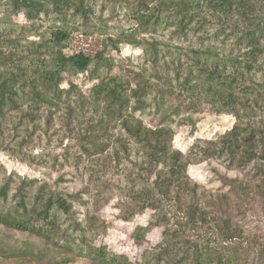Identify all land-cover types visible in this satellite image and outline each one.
Returning a JSON list of instances; mask_svg holds the SVG:
<instances>
[{
    "label": "trees",
    "instance_id": "obj_1",
    "mask_svg": "<svg viewBox=\"0 0 264 264\" xmlns=\"http://www.w3.org/2000/svg\"><path fill=\"white\" fill-rule=\"evenodd\" d=\"M4 4L10 13L22 12L28 23L10 30L17 31L13 36L0 34L5 41L0 45V117L14 112L16 123L22 125L45 113L46 124L56 121L68 130L96 136L102 130L104 140H93L105 154L101 169L119 167L127 182L101 187L123 191L116 216L122 221L148 212L146 223L131 229V241L142 245L157 229L160 237L152 245L157 259L174 253L183 264H253L256 259L264 264V232H253L241 217L254 202H264V0H6ZM49 13L60 24L43 40L35 23ZM67 17L80 22L66 26ZM111 19L114 26L109 25ZM74 31L100 36L103 48L94 54L66 52L65 41ZM30 35L39 37L29 43L36 46L33 53L40 54L39 59L27 54L15 57L27 48L15 52L9 46L16 47L19 36ZM122 42L142 50L148 77L137 76L144 83L130 86L121 74L91 75L95 64L109 61L111 66L106 52ZM45 50L52 55L50 66L43 57ZM63 71L85 73L88 81H96L82 88L68 78L67 86L61 87ZM147 108L150 118L136 114ZM204 109L233 115L232 127L217 138L196 139L187 151L174 147L175 127L195 123V114ZM120 151L129 159L125 164ZM203 161L226 171L220 175L224 189H209L189 176L188 166ZM47 185L31 194L30 182L12 187L10 177L4 178L0 226L48 239L57 235L59 225L52 212L67 217L73 205L70 194ZM88 226L93 234L92 218ZM87 239L85 235L88 243ZM120 256L121 261L100 247L91 254L90 264L135 263ZM44 262L56 264L51 256Z\"/></svg>",
    "mask_w": 264,
    "mask_h": 264
},
{
    "label": "rangeland",
    "instance_id": "obj_2",
    "mask_svg": "<svg viewBox=\"0 0 264 264\" xmlns=\"http://www.w3.org/2000/svg\"><path fill=\"white\" fill-rule=\"evenodd\" d=\"M5 1L0 0V34L13 36L17 31L10 33L9 31L19 28L28 21L22 12L10 13L11 10L4 4ZM109 13L110 11L105 12V17ZM74 22H80V19L67 17L64 21L66 26ZM110 22L109 25L113 26L116 23L112 19ZM35 24L39 26V31L43 33L45 40L51 28L55 24H60V20L55 14L49 13L43 14ZM98 25H101L99 20H97ZM17 39L16 47L14 45L9 47L16 49L15 52H20L19 50L24 47L27 49L23 54L16 53L15 57L27 54L34 56L36 60L39 59L40 54L35 51L33 53L36 46L29 44L38 41L39 37L30 35L19 36ZM3 42L5 41L0 39L1 46ZM65 44V51L69 53L81 50L87 54H94L103 48V40L100 36L87 35L82 31H74L66 39ZM9 47L6 48L10 49ZM29 50H32V53L28 52ZM106 54L111 58V66L108 65L109 61L95 64L92 67L93 77L121 74V77L129 79L130 86L145 82L137 76V73H140L145 76L144 78L148 77V72L143 70L141 49L122 42L118 44V49L109 48ZM43 55L49 65L52 55L47 50ZM22 60L27 62L28 59L22 58ZM38 66L41 68V65ZM62 76L61 87L67 86L64 79L68 78L77 82L82 88H88L96 81H88L85 73L75 75L63 71ZM149 113L147 108L146 112L136 114L146 120L150 118ZM44 115L45 113L40 118L36 115L34 120L22 125L16 123L18 115L14 112H8L0 117V182L6 177H10L12 187L30 182L31 194L47 183V189L70 194L69 200L72 202L73 212L67 217L60 211L52 212L59 228L57 235L51 239L0 226V264H46L44 260L47 256L54 258L56 264H90L93 262L91 254L100 247H104L108 255L116 254L119 261H121L120 254H124L130 261H134V264H163L162 260L166 261L165 264H174L173 262L183 264L184 261L179 262L180 255L176 256L174 253L166 256V259L156 258L152 245L160 237L157 229L151 232L147 242H143L142 245L137 246L132 243L131 229L135 224H145L148 212L137 214L128 222L116 217L120 214L119 208L122 207L123 191L119 188L112 191L105 187L103 189L101 183L104 186L107 183L111 186L115 184L123 186L127 180L122 176L124 173L119 167L114 169L110 167L107 171L101 169L105 168L103 166L105 154L99 152L93 140L97 138L100 141L105 133L97 130L96 136V133L89 135L75 132L62 127L56 121L46 124ZM195 116L198 117L195 123L179 124L175 127L176 132L172 140L174 147L187 151L196 139L217 138L230 129L235 121L234 116L229 113H216L209 109H204ZM114 132L116 134L119 132L117 127ZM115 146L117 149L120 148L116 143ZM120 154L123 156V163H127L129 159L127 160L122 151ZM187 172L193 180L209 189H224L220 175L226 171L215 162L203 161L191 164ZM231 172V175L235 173V171ZM241 217L245 226L253 232H264V202L261 200L254 202L253 209L251 207V210ZM90 218L96 224L93 234L89 232ZM85 235L88 237V243L85 241ZM78 243L81 244L79 247H77ZM34 247L37 248L35 251L32 249ZM89 251L92 253H87ZM258 262L260 260L256 259L253 264H260Z\"/></svg>",
    "mask_w": 264,
    "mask_h": 264
}]
</instances>
